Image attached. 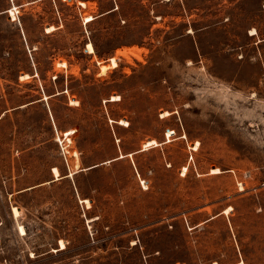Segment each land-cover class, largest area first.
<instances>
[{
	"label": "rangeland",
	"instance_id": "374dc122",
	"mask_svg": "<svg viewBox=\"0 0 264 264\" xmlns=\"http://www.w3.org/2000/svg\"><path fill=\"white\" fill-rule=\"evenodd\" d=\"M78 1L0 0V264H264V0Z\"/></svg>",
	"mask_w": 264,
	"mask_h": 264
},
{
	"label": "bare ground",
	"instance_id": "6f19581e",
	"mask_svg": "<svg viewBox=\"0 0 264 264\" xmlns=\"http://www.w3.org/2000/svg\"><path fill=\"white\" fill-rule=\"evenodd\" d=\"M79 2V4L80 5H82V6H84L85 4H86V2L85 1H83V0H80V1H78ZM84 21H86V22H88V21H90V20H92L93 19V16H91V15H86L84 18ZM255 34H257V30L253 27V28H251L250 30H249V35L250 36H253V35H255ZM124 53H126V51L124 52ZM108 60H109V63H100L99 62V72L100 73H104V72H106L107 71V69L108 68H112V67H115V66H117V61H116V58L114 57V56H111V57H109L108 58ZM3 114V113H2ZM12 211H13V214L14 215H17L18 214V210H17V208L16 207H12ZM20 230L22 231V228L20 227ZM65 247V242L62 240V239H60L59 240V242H58V248L57 249H63Z\"/></svg>",
	"mask_w": 264,
	"mask_h": 264
},
{
	"label": "built area",
	"instance_id": "2783aa9c",
	"mask_svg": "<svg viewBox=\"0 0 264 264\" xmlns=\"http://www.w3.org/2000/svg\"><path fill=\"white\" fill-rule=\"evenodd\" d=\"M12 1V0H11ZM8 10L11 12V14L9 13V17L12 21L18 19L19 14H20V9L17 5H11Z\"/></svg>",
	"mask_w": 264,
	"mask_h": 264
},
{
	"label": "trees",
	"instance_id": "16d2710c",
	"mask_svg": "<svg viewBox=\"0 0 264 264\" xmlns=\"http://www.w3.org/2000/svg\"><path fill=\"white\" fill-rule=\"evenodd\" d=\"M56 93H57V92H53V93H52V96L56 95ZM58 94H59V93H58Z\"/></svg>",
	"mask_w": 264,
	"mask_h": 264
}]
</instances>
